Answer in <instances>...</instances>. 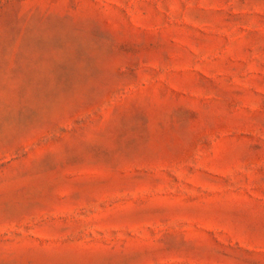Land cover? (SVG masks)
<instances>
[{"label": "rangeland", "instance_id": "rangeland-1", "mask_svg": "<svg viewBox=\"0 0 264 264\" xmlns=\"http://www.w3.org/2000/svg\"><path fill=\"white\" fill-rule=\"evenodd\" d=\"M0 264H264V0H0Z\"/></svg>", "mask_w": 264, "mask_h": 264}]
</instances>
